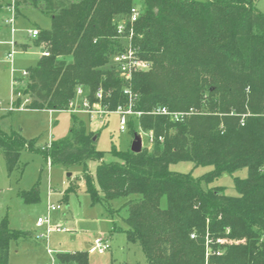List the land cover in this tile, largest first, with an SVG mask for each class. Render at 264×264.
Masks as SVG:
<instances>
[{"label":"trees","instance_id":"16d2710c","mask_svg":"<svg viewBox=\"0 0 264 264\" xmlns=\"http://www.w3.org/2000/svg\"><path fill=\"white\" fill-rule=\"evenodd\" d=\"M6 5L0 2V11ZM132 6L133 0H15L16 15L36 9L49 16L50 26L37 27L32 42L48 55L26 69L23 84L13 85V108L66 110L82 87L90 104L101 89V105L114 111L127 104L129 87L141 114L129 116L127 126L137 121L140 130L152 131L150 148L134 153L113 147L121 160L104 163L97 135L73 116L69 137L41 149L44 158L83 164L93 202L139 196L124 203V220L126 239L140 245L144 264H264L263 13L252 0H142L131 42L150 67L126 80L111 58L123 49L117 21ZM158 107L192 111L174 120L152 113ZM33 143L0 130L8 170ZM91 158L98 160L99 192L85 167ZM181 161L212 169L200 176L170 169ZM240 168L247 174L234 178V195L209 186ZM18 195L34 202L38 189ZM29 234L0 220V264H8L10 242ZM57 256L87 260L85 252Z\"/></svg>","mask_w":264,"mask_h":264},{"label":"rangeland","instance_id":"374dc122","mask_svg":"<svg viewBox=\"0 0 264 264\" xmlns=\"http://www.w3.org/2000/svg\"><path fill=\"white\" fill-rule=\"evenodd\" d=\"M252 1L264 15V0ZM0 2L7 3L9 0ZM133 2L140 7L142 0ZM15 16L12 37L10 27L5 23L9 13L6 9L0 11V130L6 134H20L26 140H34V143L32 150H20L16 165L11 170L7 169L0 151V220H5L10 229L31 233L26 238L10 242L8 264H84L75 258L61 261L57 256V253L72 252H85V264H144L140 245L126 239L127 224L124 220L127 214L124 203L139 196L114 198L108 203L93 202L82 176L84 165L50 164L44 158L41 147L49 141L67 139L73 116L81 120L88 131L97 135L95 147L103 152L104 163L121 160L112 148L120 152L128 151L134 130L141 137L142 147L150 148L147 132L139 129L137 121H134V128L126 126L125 130H120L119 115L113 111L91 117L85 110H33L23 108V104L13 108V85L23 84L22 71L36 65L41 55V47L33 44L29 31L35 27L50 26L49 16L36 9ZM12 42H16V46L14 44L10 57L8 53L12 51ZM22 44L26 47L23 48ZM14 78L16 82H13ZM97 164L98 160L91 158L86 161L85 167L99 192L95 178ZM170 169L200 176L210 171L212 166H195L192 162L181 161L171 164ZM246 174V168L224 172L209 186L222 187L225 194L234 195V178H244ZM32 187L38 189V199L26 202L18 192ZM48 203L60 206V209L50 213L51 223L67 230H52L45 240L37 238L45 232V226H37L36 221L38 217L47 215ZM99 236L105 237L109 245L103 252L93 247L94 239Z\"/></svg>","mask_w":264,"mask_h":264},{"label":"built area","instance_id":"2783aa9c","mask_svg":"<svg viewBox=\"0 0 264 264\" xmlns=\"http://www.w3.org/2000/svg\"><path fill=\"white\" fill-rule=\"evenodd\" d=\"M6 11L9 13V17L5 19V23L8 24L10 27L11 33L15 32L14 28V19H15V0H9L5 7ZM140 14V9L137 6H132L130 9V14L126 18H121L117 21V34L118 37L121 38V40H124L123 42V49L119 52L115 53L112 58L111 62L115 68V71L118 73L119 76L126 80H130L134 72L137 71H143L147 70L150 67V62L148 60L142 59L136 50V48L132 45L131 39L134 32L133 24L137 20L138 16ZM29 34L34 37L37 34V30L33 29L29 31ZM12 51L8 53V56H12L14 43H11ZM43 55H48L47 51L42 52ZM27 71L23 70L22 75H26ZM102 90L98 89L96 91V98L98 99L97 102L90 104L88 99L85 97L82 87H77L75 92V97L73 100L69 102L68 109L70 110H85L88 112L91 117L95 114L97 115H104L110 112L104 105H101L100 99L102 98ZM124 93L128 95V102L126 105H118L116 109L113 111L119 115V129L125 130L127 124H128V118L131 115H140V111L134 110V98L135 94L131 91L129 87H127L124 90ZM78 103H76V101ZM76 104V105H75ZM192 109H189V111H170L166 107H158L155 108L152 113L154 114H161V115H167L171 117L174 120H180L183 118V116L187 113H190ZM149 136L150 142L153 140V133L152 131L147 132ZM50 146V141L46 143V145L42 146L41 149H46ZM49 162V160H48ZM60 209V206L54 205L52 203H48L47 205V215L45 217H38L36 221V225L41 227L45 226V232L41 233L37 236V238L40 239H47L48 234L52 230H59V231H65L67 228L61 227L60 225H53L51 223L50 219V213ZM193 237V235H191ZM223 240L217 239V242H222ZM93 247L98 252H103L104 250L109 248L107 239L103 236L96 237L93 242ZM48 252L51 253V251L48 249ZM211 252L210 247L206 244V257ZM216 254H220V251H216Z\"/></svg>","mask_w":264,"mask_h":264},{"label":"water","instance_id":"95a60500","mask_svg":"<svg viewBox=\"0 0 264 264\" xmlns=\"http://www.w3.org/2000/svg\"><path fill=\"white\" fill-rule=\"evenodd\" d=\"M142 149L141 137L137 132H134L130 150L134 153L140 152Z\"/></svg>","mask_w":264,"mask_h":264},{"label":"crops","instance_id":"0c3cea01","mask_svg":"<svg viewBox=\"0 0 264 264\" xmlns=\"http://www.w3.org/2000/svg\"><path fill=\"white\" fill-rule=\"evenodd\" d=\"M3 3H4V2H3ZM7 3H8V2H7ZM4 4H5V3H4ZM4 10H5V8H4ZM27 11H28V10H27ZM25 12H26V11H25ZM33 29H36V30H37L36 27H35V28H32V30H33ZM10 31H11V30H10ZM11 35H12V37H13V33H11ZM29 35H30V34H29ZM31 37H32V36H31ZM13 43H14L15 46H16V42H13ZM21 46H22V45H21ZM42 52H43V51L41 50V55H43ZM41 55H40V56H41ZM25 71H26V69H25ZM15 81H16V79L14 78V79H13V82H15ZM30 234H31V233H30Z\"/></svg>","mask_w":264,"mask_h":264}]
</instances>
